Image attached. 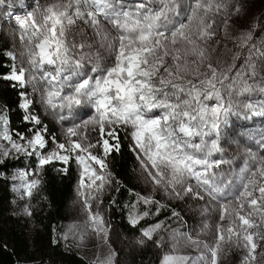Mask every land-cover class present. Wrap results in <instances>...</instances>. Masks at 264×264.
Segmentation results:
<instances>
[{
    "label": "snow or ice",
    "instance_id": "obj_1",
    "mask_svg": "<svg viewBox=\"0 0 264 264\" xmlns=\"http://www.w3.org/2000/svg\"><path fill=\"white\" fill-rule=\"evenodd\" d=\"M232 5L233 0H50L44 5L37 3L24 16H16L22 45L20 63H15L16 53H5L14 63L0 78L20 85L19 107L28 112L33 103L27 92L31 85L33 93L40 92V102L58 113L59 121L67 119L65 110L71 115L73 109L82 106L90 107L94 114L82 124L67 127L66 142L61 143L55 135L48 137L47 126L39 127L41 120L32 114L24 116L34 125L28 130L30 138L10 132L5 109L0 114V156L15 152L37 160L35 170H19L11 177L17 182L13 191L21 199L31 198L45 165L60 161L65 167L58 170L67 173L69 161L75 159L80 168L77 195L88 216L85 223L107 243L111 226L99 210H92L93 201L112 182L106 160L110 153L120 150V130L130 128V151L154 185L176 198H207L219 205L215 242L210 245L198 238L209 227L205 223L196 238L184 235L187 246L197 254H180L176 249L181 234L173 229L169 235L172 250L164 253L160 264H209V260L219 264L226 241L245 250L243 264H257V249L264 245V156L248 149L238 172L219 171L230 161L214 159V154L224 152L221 125L228 115L242 110L246 118L249 114L264 116V100L234 102L240 94L253 91L242 80L243 71L236 69L235 61L241 54L237 52L226 67L212 62L208 42L215 37V18L222 17L227 26ZM3 7L12 8V0H0ZM240 11L236 2L232 13ZM7 15L10 19L11 13ZM78 21L94 31L103 56L99 50L84 51L97 45L69 39V28ZM250 39L251 33L240 36L242 45ZM260 51L253 46L240 68L251 67L253 52ZM46 66L54 70L45 71ZM89 124L98 126L100 135L95 143L81 131ZM258 135L257 146L264 149V130ZM49 142L54 147L45 154ZM95 148L102 149L101 156L93 153ZM140 203L155 204L156 211L130 212L128 222L133 227L166 207L152 197L138 195L132 208ZM24 211L32 215L28 205ZM171 216L179 217V213L172 211ZM164 223L158 221L141 229V236L152 240L164 229ZM163 244L162 236L156 246ZM115 256L112 251L93 264H114Z\"/></svg>",
    "mask_w": 264,
    "mask_h": 264
},
{
    "label": "rangeland",
    "instance_id": "obj_2",
    "mask_svg": "<svg viewBox=\"0 0 264 264\" xmlns=\"http://www.w3.org/2000/svg\"><path fill=\"white\" fill-rule=\"evenodd\" d=\"M49 2L50 0H12V8H0V13H4L0 15V39L7 45L10 52L17 54L16 64L20 63L19 53L22 51V45L19 41L20 29L15 22V17L24 16L27 12L33 11L37 3L44 5ZM236 2L240 3L241 11L233 14L232 8L235 7ZM232 8L229 9L227 26L222 17L217 16L215 18L216 24L213 27L215 37L208 42V48L212 53V62L217 67H226L233 62L232 58L237 52L241 54L240 58L235 61L236 69L243 71L244 75L242 80L250 85L253 91L240 94L234 98V102L237 105L247 102L257 103L264 100V92L260 91L261 88H264V47H262L264 45V0H233ZM7 13H11L10 19ZM105 26L108 27L107 25ZM109 31H111L110 27ZM243 31L245 33H251V39L246 45H242L240 36L237 37L236 35ZM69 39H75L77 43L83 41L97 45L92 49L85 48L84 51L86 53L89 51L95 53L99 50L101 51V55H104L103 51L98 48V41L94 35V31L86 27L82 22L78 21L76 25L69 28ZM253 46L261 51L259 53L253 52L251 67L241 69L240 66L245 63V59L249 56V50ZM86 66L90 67L87 65V62ZM44 70L53 71L54 69L52 66H46ZM234 74L235 70L233 72ZM27 92L33 103L36 104L42 121L50 125L48 132L52 133L53 131L61 143L66 142L65 130L67 127L76 123L82 124L83 121L90 119L94 114V110L90 107L82 106L73 109L71 115L65 110L63 114L67 119L59 121L58 113L53 112L40 102L39 91L33 93L32 86L29 85ZM212 103H215V101H209V104ZM261 130H264V116H250L249 114L248 118H246L242 110L239 112L234 111L228 115L226 121L221 125V147L224 149V152L214 154V159L223 157V159L230 161V163L223 164L219 171L238 172L239 168L243 166L244 160L247 158L248 149H251L258 156H264V149L259 148L256 143L259 139L258 133ZM81 131H86L89 142L95 143L99 139V130L96 125L89 124L86 129L82 128ZM125 131L131 144V129L126 128ZM250 137L255 138L250 139ZM53 147L54 145L49 142L44 150L45 154L51 151ZM92 151L95 155H102L101 148H95ZM4 159H17L19 165L12 168L9 172L0 175V237L4 239V243H8L11 230H14L22 235H26L32 249L40 250L46 244L44 241L46 234L34 221L32 216L27 215L24 211L25 205H28L30 209L33 206L35 193H33L31 198L21 199L20 195L13 191V184L17 182L11 179L19 170H35L36 165L30 166L29 156L15 152H12L8 157L0 156V160ZM73 160L77 169V182L67 205V218L60 224L59 238L61 239V243L71 245L84 258L92 262L97 261L98 258L103 259L112 251H115L114 264H130V260L127 257L131 251L151 245L150 240L142 237L141 231L135 237L121 236V239L117 238L116 229L111 226L108 218V207L106 204L108 196L115 188L113 179L98 195L97 200L93 201L92 209L94 212L99 210L103 214L106 223L111 226L108 232L107 243H105L102 235L97 236L88 227L85 223L88 219L87 212L84 209L81 198L77 195L80 168L75 159ZM136 161L138 178L143 188L148 192V195L145 197H152L163 205L167 203L171 205L177 204L183 214L181 221L179 219L174 220L169 229L165 228L154 235L156 240L151 245V253L141 257V264H159L164 253L172 250L173 241L169 240V235L173 229H178L181 234L177 237L178 244L176 249L180 254H197L193 247L187 246L184 235L191 234L196 238L197 234L201 233L205 223L209 227L198 238L208 242L210 245L213 244L216 238V225L219 222V205L208 201L207 198L205 200H197L192 196L176 198L174 195L167 194L162 187H158L151 182L147 173L141 168L139 161L137 159ZM97 204L99 208H97ZM153 206L155 207L157 205L153 204L149 207ZM205 208L208 209L207 212L204 211ZM137 210V208H132L130 212H136ZM226 224L227 222H225V226ZM70 226L74 227L70 230ZM81 234L83 235L82 240L80 239ZM65 235H67V239L64 238ZM162 236L164 237V244L163 247L158 248L156 241ZM140 240L144 242L139 243L138 241ZM164 248H169V251H165ZM261 253H264V245L257 249V264H264V256H261ZM245 255L246 252L242 247H238L234 242L229 243L226 241L223 243L222 251L219 254V264H243V257Z\"/></svg>",
    "mask_w": 264,
    "mask_h": 264
},
{
    "label": "trees",
    "instance_id": "obj_3",
    "mask_svg": "<svg viewBox=\"0 0 264 264\" xmlns=\"http://www.w3.org/2000/svg\"><path fill=\"white\" fill-rule=\"evenodd\" d=\"M244 33L245 31L236 35L238 37ZM7 52H10L7 45L0 39V76L8 74L14 63L10 57L5 55ZM21 91L17 82L0 78V114H4L5 109L7 110L9 131L24 133L31 137L28 130L34 125L24 120L26 114L38 116L41 120L39 127L47 126L49 130L50 125L42 121L36 104L32 103L28 112L19 107ZM28 98L31 100L30 97ZM49 134L51 135L49 136ZM53 135V131L52 133L47 132L48 137ZM98 135H100L99 132ZM13 137L16 138L15 135ZM119 137L120 150L110 153L106 160L108 171L115 183V188L108 196L106 204L108 218L111 226L116 229L117 238L121 239V236L135 237L139 235L141 229L158 221H164V229H169L174 220L181 221L183 216L181 208L177 204H165L166 207L160 211L159 215H149L135 227L128 222L130 209H132V204L137 201V196H147L148 192L143 188L138 178L136 157L130 151V141L125 129L120 130ZM29 162L30 166L36 165V157L29 156ZM18 165L17 159H4L0 163V173H7ZM63 167L65 165L60 161H53L45 165L39 176L41 183L34 191L35 198L31 207V216L46 234L44 238L46 244L40 250L32 249L26 235L11 230L8 243H4V239L0 237V264H93L71 245L61 243L59 238L60 224L67 218V205L77 182V169L74 160L69 161L67 173L58 170ZM156 207L140 203L136 208L138 212L150 210L155 213ZM172 211L179 213V217H172ZM182 229L184 228L182 227ZM54 239L56 243H53ZM155 240V237L150 240L151 245ZM151 245L131 251L127 257L130 264H141V257L151 253ZM164 250L169 251V248H164Z\"/></svg>",
    "mask_w": 264,
    "mask_h": 264
},
{
    "label": "crops",
    "instance_id": "obj_4",
    "mask_svg": "<svg viewBox=\"0 0 264 264\" xmlns=\"http://www.w3.org/2000/svg\"><path fill=\"white\" fill-rule=\"evenodd\" d=\"M160 264V263H159Z\"/></svg>",
    "mask_w": 264,
    "mask_h": 264
}]
</instances>
